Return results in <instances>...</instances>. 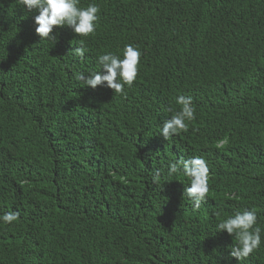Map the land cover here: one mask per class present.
Wrapping results in <instances>:
<instances>
[{
	"label": "trees",
	"instance_id": "1",
	"mask_svg": "<svg viewBox=\"0 0 264 264\" xmlns=\"http://www.w3.org/2000/svg\"><path fill=\"white\" fill-rule=\"evenodd\" d=\"M90 4L94 35L41 42L38 12L0 0V217L19 213L0 220V264H264V0ZM128 45L142 55L125 95L75 79ZM180 96L195 119L165 141ZM193 157L210 171L199 210L182 170L168 176ZM253 209L261 245L238 262L217 226Z\"/></svg>",
	"mask_w": 264,
	"mask_h": 264
},
{
	"label": "clouds",
	"instance_id": "2",
	"mask_svg": "<svg viewBox=\"0 0 264 264\" xmlns=\"http://www.w3.org/2000/svg\"><path fill=\"white\" fill-rule=\"evenodd\" d=\"M16 4L23 6L28 12L36 11L35 32L43 41H55L54 29L69 28L77 37L87 38L95 34L99 7L90 4L86 8L79 6V0H16ZM84 40H80V46L76 48L75 55L81 60L84 58L86 48ZM141 52L132 45L123 49V59L113 54L99 56L98 64L100 71L86 77L77 73L75 79L84 87L95 90L104 85L115 95H125V87L131 88L138 76ZM104 73V74H101ZM180 110L175 112L170 120H166L161 128L160 135L165 141L179 136L188 131L186 121L195 119V108L190 97L180 96L175 101ZM227 141L218 142L215 147L221 149ZM190 181L182 198L189 199L194 210H199L202 204L207 203L206 197L209 193L210 171L204 159L193 157L191 159H180L169 166L168 176L181 171ZM153 184H158L160 174L153 176ZM219 217V213H216ZM19 219V213H8L0 217L5 225H10ZM257 215L255 210L237 211L234 215L217 226V232H226L234 237L235 244L231 247L230 258L238 262L247 260L261 245V229L256 226Z\"/></svg>",
	"mask_w": 264,
	"mask_h": 264
}]
</instances>
